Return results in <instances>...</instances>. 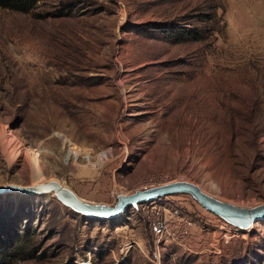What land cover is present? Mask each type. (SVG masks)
<instances>
[{"label": "rangeland", "instance_id": "374dc122", "mask_svg": "<svg viewBox=\"0 0 264 264\" xmlns=\"http://www.w3.org/2000/svg\"><path fill=\"white\" fill-rule=\"evenodd\" d=\"M52 180L110 206L174 181L263 204L264 0L0 7V188ZM224 223L182 193L100 220L0 192V243L24 237L13 264H264V219Z\"/></svg>", "mask_w": 264, "mask_h": 264}, {"label": "water", "instance_id": "95a60500", "mask_svg": "<svg viewBox=\"0 0 264 264\" xmlns=\"http://www.w3.org/2000/svg\"><path fill=\"white\" fill-rule=\"evenodd\" d=\"M5 190H20L29 194L54 192L57 199L65 206L84 216L100 220L118 217L130 207L137 208L139 204L152 202L159 197L180 193L191 195L205 209L242 230H246L254 223L264 219V203L252 208L238 206L210 195L198 184L190 181H174L138 190L132 194L120 195L114 206L87 202L56 180L26 187L0 188V192Z\"/></svg>", "mask_w": 264, "mask_h": 264}, {"label": "trees", "instance_id": "16d2710c", "mask_svg": "<svg viewBox=\"0 0 264 264\" xmlns=\"http://www.w3.org/2000/svg\"><path fill=\"white\" fill-rule=\"evenodd\" d=\"M41 0H0V7L10 9L13 11L29 13L38 6ZM168 27V25L163 26V30ZM168 29H165V31ZM183 30L180 27L175 28V35H180L179 39H183ZM78 213V212H77ZM84 216V215H83ZM23 238V239H22ZM24 237H21V241H9L0 243V264H13L18 257L19 252H21L23 247Z\"/></svg>", "mask_w": 264, "mask_h": 264}, {"label": "built area", "instance_id": "2783aa9c", "mask_svg": "<svg viewBox=\"0 0 264 264\" xmlns=\"http://www.w3.org/2000/svg\"><path fill=\"white\" fill-rule=\"evenodd\" d=\"M225 225H227V223H224ZM225 225H223V226H221V227H225ZM238 229H240V228H238ZM160 230H162V229H160ZM226 233H224V234H221L220 236H217L215 239H214V242H215V246L217 247L218 246V242L220 241V238H223L222 236H225L226 237ZM130 244H128L127 246V248L126 249H128L130 246H129ZM215 249H218V247L217 248H215ZM219 250V249H218ZM81 264H90L91 263V261L90 260H88V261H82V262H80Z\"/></svg>", "mask_w": 264, "mask_h": 264}, {"label": "bare ground", "instance_id": "6f19581e", "mask_svg": "<svg viewBox=\"0 0 264 264\" xmlns=\"http://www.w3.org/2000/svg\"><path fill=\"white\" fill-rule=\"evenodd\" d=\"M36 185H37V184H36ZM32 186H33V185H32ZM53 193H54V192H53ZM80 198H81V197H80ZM139 205H141V204H139ZM139 205H138V206H139ZM252 226H253V225H252ZM252 226H251V227H252ZM251 227H250V228H251ZM250 228H248V229H250ZM248 229H246V230H248Z\"/></svg>", "mask_w": 264, "mask_h": 264}]
</instances>
